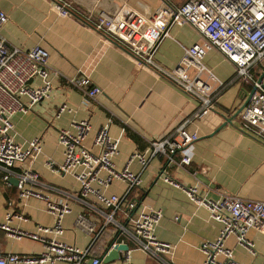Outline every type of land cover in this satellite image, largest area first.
<instances>
[{
	"label": "crops",
	"instance_id": "obj_1",
	"mask_svg": "<svg viewBox=\"0 0 264 264\" xmlns=\"http://www.w3.org/2000/svg\"><path fill=\"white\" fill-rule=\"evenodd\" d=\"M69 1L85 12L93 13L98 9L113 13L124 3L149 13L158 4V0ZM0 9L7 15L1 29L3 37L24 49L40 44L48 51V63L56 71L51 78L50 96L34 104L28 112H16L11 116V134L21 144L34 137L41 138V152L25 164L39 175L38 182L29 186L54 202L70 206L71 212L63 217V232L58 238L85 248L94 232L76 227L75 218L79 214L85 215L97 230L105 221L103 212L106 211L92 198L83 200L78 196L79 185L72 174L52 171L46 165L48 161L56 165L63 162L62 148L57 141L58 130L71 127L74 121L89 120L91 129L84 141L89 146L97 130L111 116L109 134L119 138L113 161L117 167H123L134 150L143 151L150 140L161 139L171 132L195 109L196 102L150 66L138 63L126 48L84 22L75 12L59 15L52 0H0ZM170 34L160 41L154 54L155 62L168 69L178 62L184 47L200 39L198 32L188 24L172 27ZM203 62L221 81L229 80L235 73L234 64L216 49L209 50ZM80 71L89 78L91 85L100 89L94 99L88 100L67 82L66 78L77 76ZM251 88L242 81L222 88L213 112L188 127L198 134V139L184 152L190 156L191 164H170L164 155H157L141 173L140 185L132 191L142 208L159 212L154 233L159 240L171 245L170 251L149 254L133 236L120 232L110 223L93 240L91 247L93 255L100 257V264H201L204 261L200 244L217 237L220 223L211 218L206 207L189 200L181 188L165 182L161 178L163 174L184 185H197L199 191L211 199L230 194L246 200L264 201V142L241 132L238 126L241 112L235 115ZM62 103L67 109L56 117V109ZM129 168L137 173L140 163L135 159ZM13 169L20 170L18 167ZM15 180L13 177L5 182L0 170V222L4 221L7 204L12 201L13 209L26 217V221L13 219L12 226L27 231H35L37 225L52 226L53 215L46 210L42 199L27 197L22 203L18 201ZM123 190V183L113 181L105 192L122 194ZM117 221L126 223L121 214ZM117 234L116 242L126 244L128 250L121 251L119 258L104 262L108 244ZM246 235L253 243L251 250L239 245L234 237L226 240L234 261L237 264H264V231L252 228ZM42 249L39 241L15 239L0 229L2 253L36 255Z\"/></svg>",
	"mask_w": 264,
	"mask_h": 264
},
{
	"label": "built area",
	"instance_id": "obj_2",
	"mask_svg": "<svg viewBox=\"0 0 264 264\" xmlns=\"http://www.w3.org/2000/svg\"><path fill=\"white\" fill-rule=\"evenodd\" d=\"M52 1L59 15L68 16L75 12L84 22L126 48L138 63L150 66L191 96L196 107L161 139L150 140L143 151L134 150L123 167H117L113 161L118 151L119 138L109 134V125L113 121L111 116L97 130L89 146L84 143L91 129L89 120L74 121L71 127L58 130L57 141L62 148L63 162L56 165L48 161L46 165L52 171L72 174L79 185L78 196L83 200L92 198L106 211L103 212L105 221L97 230L85 215L79 214L75 218L76 227L88 233L94 232L88 246L79 248L66 243L58 236L63 232L62 219L71 212L70 206L54 202L29 186L38 182L39 175L25 164L41 152V138L34 137L21 144L11 134V116L16 112L26 113L34 104L48 98L52 91L51 78L56 71L48 63V51L40 44L24 49L10 44L3 37L1 29L7 21V15L0 9L2 179L8 182L16 178L18 201L22 203L27 197L42 199L46 210L54 218L52 226L37 225L35 231L22 230L12 226L11 222L13 219L26 221V217L15 211L12 201H9L0 229L15 239L39 241L43 249L36 255L0 251V264H54L59 261L68 264H100V257L93 255L91 247L93 240L110 223L116 225L120 232L133 236L149 254H166L171 245L159 240L154 233L159 212L142 208L132 191L140 185L141 173L157 155H164L170 164H191L190 156L184 152L198 139V134L188 127L213 112L217 94L227 84L242 81L251 85L253 91L241 111L238 126L241 132L264 142V0H158L157 6L149 13H142L126 3L121 4L113 13L103 9L93 13L85 12L69 0ZM186 24L198 32L200 39L183 48L181 57L172 68L157 64L154 54L160 41L171 36L172 27ZM211 49L218 50L234 64L235 73L229 80L221 81L203 62L205 54ZM66 80L88 100L100 93V89L91 85L89 78L81 71ZM66 109V104H60L56 109V117ZM135 159L140 163L137 173L129 168ZM13 167L20 170L15 171ZM161 178L181 188L195 204L206 207L211 218L220 223L217 237L200 244L204 255L201 264H237L226 240L234 237L239 245L251 250L253 243L247 238L248 230L256 228L264 231V201L246 200L230 194L211 199L202 194L197 185H184L167 174ZM113 181L124 184L122 194H106V189ZM119 214L126 220L125 224L117 221Z\"/></svg>",
	"mask_w": 264,
	"mask_h": 264
},
{
	"label": "water",
	"instance_id": "obj_3",
	"mask_svg": "<svg viewBox=\"0 0 264 264\" xmlns=\"http://www.w3.org/2000/svg\"><path fill=\"white\" fill-rule=\"evenodd\" d=\"M253 90L250 91V93L245 97V99H243V103L241 104V106L236 110L235 115H238L242 109L245 107V105L247 104V102L249 101V98L251 96ZM228 120V119H227ZM17 180L14 181V183L16 184ZM118 234L115 235L111 242L108 244L107 247V251L103 257V261H109V260H113V259H117L120 257L121 251H127L128 250V246L126 244H122V243H117L116 239L118 238Z\"/></svg>",
	"mask_w": 264,
	"mask_h": 264
},
{
	"label": "trees",
	"instance_id": "obj_4",
	"mask_svg": "<svg viewBox=\"0 0 264 264\" xmlns=\"http://www.w3.org/2000/svg\"><path fill=\"white\" fill-rule=\"evenodd\" d=\"M132 137H133L134 140H136V141L138 140V137L137 136L132 135Z\"/></svg>",
	"mask_w": 264,
	"mask_h": 264
}]
</instances>
